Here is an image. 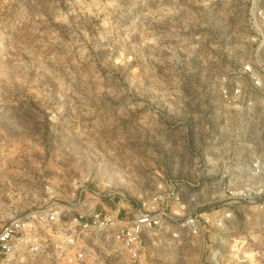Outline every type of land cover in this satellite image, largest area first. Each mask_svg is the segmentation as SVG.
<instances>
[{"label":"rangeland","instance_id":"1","mask_svg":"<svg viewBox=\"0 0 264 264\" xmlns=\"http://www.w3.org/2000/svg\"><path fill=\"white\" fill-rule=\"evenodd\" d=\"M245 9L244 0H0V130L19 148L40 139L53 176L87 172L130 194L168 179L223 190L226 201L243 191L225 205L234 217L220 242H165L152 264H208L215 248L218 264H264V211L248 198L264 121L223 105L216 83L224 65L238 67Z\"/></svg>","mask_w":264,"mask_h":264},{"label":"built area","instance_id":"2","mask_svg":"<svg viewBox=\"0 0 264 264\" xmlns=\"http://www.w3.org/2000/svg\"><path fill=\"white\" fill-rule=\"evenodd\" d=\"M244 1L243 56L235 58L238 70L218 71L217 93L223 105L256 110L264 121V0ZM16 144L0 130V264H152L165 242L204 234L220 242L234 217L225 205L247 198L239 191L226 201L223 190L196 191L197 183L178 179L130 194L124 186H100L87 172L53 176L39 139ZM253 166L260 180L248 198L264 211V164ZM219 255L212 249L206 262L218 264Z\"/></svg>","mask_w":264,"mask_h":264},{"label":"crops","instance_id":"3","mask_svg":"<svg viewBox=\"0 0 264 264\" xmlns=\"http://www.w3.org/2000/svg\"><path fill=\"white\" fill-rule=\"evenodd\" d=\"M40 140V139H39Z\"/></svg>","mask_w":264,"mask_h":264}]
</instances>
